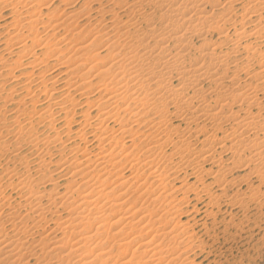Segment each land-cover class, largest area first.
Wrapping results in <instances>:
<instances>
[{
  "label": "bare ground",
  "instance_id": "6f19581e",
  "mask_svg": "<svg viewBox=\"0 0 264 264\" xmlns=\"http://www.w3.org/2000/svg\"><path fill=\"white\" fill-rule=\"evenodd\" d=\"M46 1L47 0H42L41 2L44 4V2H46ZM63 1H65V2H62V1L61 2L64 3V5L65 4L67 5L68 2L66 0H63ZM236 1H238V0H236ZM236 1L224 0V2L220 5L221 2H219L217 0H121V2L119 4H117V3L113 4L112 3V6L109 8L102 7L101 5H99L100 2H98V6L94 10L95 11L94 16L97 19L96 22H98V20H100L102 23L104 22V24L103 25L99 24L101 26V28H99V27L95 28L94 27L91 30L92 34H91V32H90V34L92 35V38H93V39L91 38L92 42L87 41L89 39V37H88V39L84 38L85 40H83V35H82L81 40H83L85 42L87 41L88 43H90L89 45H86L85 43L81 42L85 45H82L80 47H78V45L75 46L76 48H78L76 53L79 54V52H81V54H82V55L79 54L80 60H81V57H84V56H85V59L89 58L88 60H90L89 66L87 64V67H88L86 69L87 71H84L82 73V70L85 69L84 67H86V64L84 63L83 60H81V61H83V63L80 62L79 60H76V61H78L77 63L73 62L72 64H70L69 62L72 59H70V60L67 59L68 64H70V65H68V64L64 65L65 63L60 64L61 67L59 68V70H60L59 73L67 70L66 71L67 75H65V74L64 75H65V77L70 76V77H68V81H65L63 79L65 82L66 89H64L65 88L64 85L61 86V87H64L62 91H60L61 89L59 90L58 88H56L57 84L59 83V81H57V79H55V80L52 79L51 80L52 82L49 81V82H51V83H49L50 85L49 84L46 85V83H48V79L46 80L44 78L46 75L43 77V76H41V75H43V73L42 74L39 73L40 71H43V70H40L39 72H37L36 75H38V73H39V74H41L40 76H36L32 72L29 74L27 73V75L25 73V75H26L25 76L23 73V75L25 76L24 78L27 80V83H25V85L21 86V87H24V89H22L19 86L21 80L24 78H19L17 76L12 77L13 73L11 75L10 74L7 75L8 76L7 78H9V76H10L12 78L11 79L12 82H14V85L12 86V88L13 87L15 88V86H18V88L16 90L14 89L15 91H13V90H10V91H12L13 93L16 92L15 94H17V92L19 93L21 91H24V93L26 95L23 94L24 97H21V99L19 101L17 100L18 102H16V103L20 104L22 107H19L20 105L18 106L19 108L17 106H15L18 109H16L14 107L15 109H12V111L15 110V112L11 111L13 113L12 121L10 120L11 123H9V125L8 124L5 125V128H6L5 131L6 132L5 131L4 132H5V134L7 133L6 136L13 135L12 137H14V139L15 138L17 139L19 136L18 137H15V136H17L18 133H23L24 132L23 130L24 129L26 130V128L28 129L29 126H31L30 128H32L33 125L30 122L31 118L30 119L28 118L30 116H32L33 119L35 117H37V119H38L37 121H39V120L47 121L48 119H50V121L52 123L53 122L52 117L54 116V114L57 113V114H59L58 117L64 115V120H66L67 117H70L72 115V112H74L73 110H75L74 108H76L75 107L76 106V101H75L76 97L73 98L74 97L73 94L75 95V93H77V92H80L79 94H81V96L85 98L84 104L86 105V107L89 106L90 104L91 105L89 107H91L92 102L88 97V93L90 92V90L92 92V86H88V82H85V79L87 80L88 75L90 74L91 71H96L89 78L93 79V80L96 79L100 83L99 84L100 87H99V89H96L95 93L97 95L98 94L101 95L102 99H100L101 102H99V104L95 105L96 107H94V108L97 109L96 111H99V110H102V111L95 119L93 118L94 121L92 123H91L92 120L90 119L91 121H89V118L86 115H83L81 117L82 118L81 122L85 126L86 125L90 126L91 124L96 126V129H95L96 131H94V129H92V130L94 132H96V135H94V136H96L95 138L99 142L98 146H100L101 144H105V146H108L114 150L122 144V143L120 144L121 140H119L121 138L122 134L120 136L119 135L120 133H118L120 138L119 137H118L119 139L115 138L113 136V134H115L114 129H110L109 126L107 125V123L112 121V120H117L118 122L117 121L116 122L119 125H123L124 128L121 129L122 130L121 132L125 133L126 131L124 132L123 130H127L125 128L129 127L131 124L137 125L138 123L139 124L142 123L141 121L144 120L143 122H145L146 126H148L147 123L148 124L154 123L156 117H158V119H159V120H157V121H159L158 126L156 125L157 129L155 131H153V129H151L152 132H150V130H149L148 131V132H150L149 134H147L148 133L147 129H146L147 127H145V125L143 123V126L146 129V131L143 129L144 132H146V135H144V145H143L144 148H146V153H145L146 156H145L144 160L143 159H141L142 161H140V159L134 160L133 165L130 164V166L132 165L131 170L133 169L134 171H137L136 174L134 172L135 175L130 174L131 176L134 175L132 178L133 180H135V181L142 180L143 179L142 175L147 172L148 173L147 178H150V180L152 181V184H151L152 186H153V182H156V184L160 183L163 186L165 183H167V184L169 183V182H167V180L170 177L173 176L172 178H176L174 176H177V177L182 176V178L186 181L183 183H185V184L187 183L189 186L190 185L189 180H193V182H196V184L197 183L198 184L201 183V185L203 184L204 186L201 187L202 190L207 191L213 185L211 186L210 185L211 183H210L209 185L211 187L208 189V185H205L204 184L205 182H203V180H204L203 177L204 176H211V178H212L211 182L219 187V189L217 188V190L219 191L220 194L215 195L216 194L215 193L214 194L215 196L212 197L216 202L220 199L221 196L224 195L225 192H227L226 186L228 185V182H226V180H225V174L232 171L233 169H236V170L238 169V171H239V169L241 170V168H242L243 171L247 170V174L249 175V177H251V176L254 178L257 177V178H259V180H262L263 178L262 179H260V178L262 176H264L263 175V171H264V95H263V93H264V87H263V85H264L263 84L264 83V53L262 54L261 50L257 49L258 46L256 48L255 47L254 48H251V47L248 48V46L247 47L245 45L242 46V44L240 42L245 37L254 38V39L258 38V40H260L262 42L261 46L264 47V16H263L264 15V0H244L245 3L249 2V7L247 6L248 9H246L243 14L241 13L242 15L241 14L239 15L240 21H248L249 24L255 23L254 25L251 24V25H253L254 29H253L252 33L246 35L245 30H241L240 28L234 29L233 27H231L235 30L234 32H235L236 40H235V37H234V39L230 40V35L227 32L228 28H226V25L231 22L232 15L234 17L236 16L237 12L235 13L234 12L235 9L233 8L234 7L233 5L235 4ZM34 2L32 1V3H34ZM41 2H37V3H39L38 8L40 7V5H42V4H40ZM233 2H234V4L232 5ZM14 3H16V2H14ZM22 3H24V4L26 3L28 5H29V3L32 4L30 2V0H20V2L17 3V5L19 6ZM37 3H35V4L37 5ZM85 3H84V5H85ZM93 3L96 4L97 1L89 0V3L86 4V7L84 8V13L81 12L82 15H84V16L86 15L87 19L88 18L92 19L91 15H89V14H91L90 12L93 11L91 9V4H93ZM48 4H50V3H48ZM48 4H46V5H48ZM219 5L221 8V10L218 9L221 11L220 15L215 14L213 11V9L216 7L218 8ZM247 5H248V3H247ZM118 7H119V9H118ZM206 7H212V11L211 12L209 11L210 13L207 12ZM46 8L49 9V7H46ZM67 10H68V8H67ZM148 10H153L152 14H151V11H150V13H146ZM214 10H217V9H214ZM36 12L39 15V13H38L39 11H36ZM36 12L34 13V15L36 14ZM72 12H74V11H72ZM72 12H70V13L72 14ZM158 12H160L159 14L161 17V18L160 17L158 18V21H160L163 24V26L160 30L159 29L157 30L156 29L157 27L155 28V26H154V18L157 17L156 15ZM28 13H29V15L31 14V12H28ZM51 13H50L51 16L57 15L56 13H55L56 15L51 14ZM34 15H33V18H34ZM64 15H65V13H64ZM217 15H219V16H217ZM30 16L32 17V15H30ZM54 16H53V18H54ZM94 16H93V19L95 18ZM17 17H18V15H17ZM38 17H36V18H38ZM50 17H48V18H50ZM57 17L61 18L62 20H64V19L68 20L72 17V15L68 19L65 18L64 16H63L64 18H62V17H60V15L59 16L57 15L54 19H56ZM73 17H75V14L73 15ZM28 18L29 17H27L26 19H28ZM53 18L51 20H53ZM59 18H57V19H59ZM23 19H24V21H26L25 18H22L21 20H23ZM31 19H29V20H31ZM35 20L36 19H34V21ZM66 20H64V22H66ZM110 20L112 22L110 24H108V22ZM233 20H234V18H233ZM254 20H256V21H254ZM34 21H32V22H34ZM105 21H107V23ZM64 22H59L61 24L60 26H63L62 24ZM220 22H221V24H219ZM237 22H239V21H237ZM18 23H20V19L18 20L17 24ZM161 23H160V25H161ZM14 24H16V22ZM14 24H12V25H14ZM25 24H26V22H25ZM18 25H20V24H18ZM26 25H28V23ZM29 25H31V23ZM33 25H31L32 29H34ZM236 25H238V23ZM55 26H56V24L53 25L54 29L57 27H60L58 25L56 27ZM25 27H26V30H28V31L31 30V28L27 29V26H25ZM67 27H69V24L67 26H65L66 30L64 28H62V30L67 31ZM35 29H36V27H35ZM54 29H52V30H54ZM70 30L71 29L69 27V31ZM212 30L213 31L216 30L215 32H218V34H217L218 37H217V40L215 41V43L209 41L208 36H207V34L210 31L212 32ZM85 31H87V30H85ZM72 32L73 31H71V33ZM82 33H83V31H82ZM74 36H75V34H74ZM76 36H80V33H78V35H76ZM52 37H54V35H52ZM85 37H87V36H85ZM61 38H62V36H61ZM77 38H78L77 41H79V44H81L80 38L79 37H77ZM194 38L201 41V44H200L201 47L199 46V49H198V46H197L196 47L197 50L194 49L193 45H191V42ZM65 39H67V38H65ZM65 39H63V41ZM68 39H70V38L68 37ZM74 39H71V41L72 42L74 41V44H75L77 42H75L76 40H74ZM16 40H18V39H16ZM16 40H11V41H16ZM31 40H33V42L31 41L32 44L37 42V43H35V45H39V43L42 42L43 38L41 39V41L39 43L37 40L35 42H34V39H31ZM60 40H58V41H60ZM97 41L100 43H104V44L106 43L105 47H104V44L102 45L107 52V53L105 52L104 56H101L99 53H95L94 55L90 56V54L92 53L91 52L92 46L94 44L96 45V43H98ZM230 42H231V44L229 45L228 43H230ZM7 43H8V41H7ZM18 43H19V40H18ZM20 43H22V42H20ZM65 43H67V42H65ZM69 44H70V42H69ZM227 44L229 45V47H227V49L225 48L227 52L219 51V49L222 48V46L224 47V45H227ZM48 45H49V43H47V46ZM57 45H59V44H56L54 46H57ZM44 46H43V48L47 47L46 44H44ZM36 47H38V46H36ZM60 47L62 48V46H60ZM53 49H55V48H53ZM58 49H59V47H58ZM241 49H243L242 51L245 50L247 52V54H248L247 58L250 59V61L251 60H257V63H256L257 69L252 70L250 67H248V65L242 66L241 64L237 63V57H238L237 55ZM75 50L76 49H74V51ZM102 50H103V48H102ZM53 51H51V53L49 51L46 53V55L49 54V55H47V56H49L48 58H51V56L53 54H54L53 56H55V53L59 50H57L55 53H52ZM6 53L8 55V52H6ZM72 53H71V56H72ZM76 53H75V55H76ZM10 54L11 53H9V55ZM57 54H58V52H57ZM57 54H56V56L60 55V53L58 55ZM43 55H42V57H44L46 59L47 56L45 57V53ZM77 55H76V57L73 56V58L79 59L78 58L79 55L78 56ZM71 56H70V58H71ZM21 58H22V56H21ZM24 58H25V56H24ZM54 58H56V57H54ZM244 58H245V56H244ZM1 60L2 59H0V61ZM2 61H4V60H2ZM15 61H17V60H15ZM73 61H74V59H73ZM20 62H17L13 65H6L7 66L6 68L11 71L10 68L11 67L13 68V66H15L16 68H20V70L22 72H26L28 70V68H22L23 65L18 64ZM248 62H246V63H248ZM44 63H46V61ZM37 64L41 65V64H43V62H40V63L38 62ZM34 65H33V67H34ZM44 66L45 65H43V67ZM51 71H53V70H51ZM49 73H51V72H49ZM63 73H65V72H63ZM63 73H62V76H63ZM6 74H7V72H6ZM56 75L57 74H55V76ZM241 75H245V76H247L248 80H250V81L254 80L258 83L255 85H252L251 83H248L247 85L239 84L238 81L240 80L239 77ZM50 76H49V80L51 78ZM86 76H87V78H86ZM1 77L3 79L2 75H1ZM91 77H93V78H91ZM52 78H54V75L52 76ZM226 79H229V80L226 81ZM245 79H246V77H245ZM4 80H5V78H4ZM61 80H60V82H61ZM93 80H90V81H93ZM173 80H176V84H175L176 86L172 85ZM7 81H5V82H7ZM79 81H81V83H78ZM87 81H89V80H87ZM98 82H97V84H98ZM1 83H3V82H1ZM77 84H80V85L77 86ZM86 84H87V86H86ZM97 84H96V87H98ZM29 85L35 86L37 88V90L39 89V87H41L42 90H40V91H42L41 92L42 95H44V93L46 94V89H47V86L49 85L48 89L51 88L52 90H54L56 92L52 93V91L49 90L52 94L48 93L49 96L48 95H46V96L49 97V100L53 99V97H55V96H58L57 98H60V100H61L60 103H58V104L55 103L56 106L58 105V107L55 108V110H53V111L51 109H50L51 111L50 110L49 111L44 110L45 112L42 110L43 113L40 111L41 114L39 113V114H37V116L34 114L37 111L32 112L33 113L32 115L31 114L28 115L27 111H29V109H30V111H33V110H31V108L34 107V103H36V101H37V100H35V102L28 104V102L30 100H29V98H27V94L29 95V93L32 91V89L30 90V88H32V86L29 87ZM233 85H235V86H233ZM205 87H206V89H205ZM43 90L45 92H43ZM8 91H9V89H8ZM1 92H3V90H1ZM13 95L11 96V93L9 92V94L7 96L4 94L3 97H7V99L8 98L11 99L10 101L11 102L13 101L12 103H14L16 101V98L18 99L19 96L16 95L17 97H13ZM93 95H95V94H93ZM93 95L92 94L90 95V93H89V96H93ZM10 96L13 98H11ZM82 97H80V98H82ZM1 99H3V98H1ZM31 99H33V98H31ZM49 100H47V101H49ZM2 101L4 102L5 99ZM51 101H53V100H51ZM58 101L59 100H57V102ZM94 101H93V103H94ZM6 103H7V100H6ZM43 103H45V102H43ZM46 104H48V103H46ZM55 104L53 106H55ZM81 104H82L81 106L84 105L83 103H81ZM36 105H38V104H36ZM233 105H237L239 107L238 110L233 111V108H232ZM4 106H6V105L4 104ZM8 106H9V104H8ZM45 106H46V108L45 107L44 108L48 109V105H45ZM53 106H52V109H53ZM2 108H3V106L1 107V109ZM7 110H8V108H7ZM6 113L7 112L5 111L4 114H6ZM9 113L10 112H8V114ZM2 114H0V115H2ZM57 114H56V116H57ZM86 114H88V112H86ZM78 115L81 116L82 114H78ZM121 115H123V116L127 115L128 116V119L123 124H122L123 117L120 119ZM72 116L74 117V115H72ZM72 116L70 118H72ZM58 117H56V118H58ZM2 118L4 119V116H2ZM70 118H69V122L74 119L73 118L70 120ZM172 119H175V120L177 119L178 121L180 120L184 124L183 128H176L175 126H177V125L173 126L171 122L174 120H172ZM59 120L61 121V119H59ZM59 120H58V122H59ZM4 122L5 121H3V123ZM56 122H57V119H56ZM56 122H53V123H56ZM113 122H115V121H113ZM0 123H1V121H0ZM51 123H49V124H51ZM53 123H52V125H53ZM65 123H66V121H65ZM68 123H67V125H68ZM33 124H34V122H33ZM73 124H75V123H73ZM82 125H81V127H83ZM140 125H142V124H140ZM62 126L65 127V124L62 125V123H61V128H62ZM91 126H90V128H91ZM138 126L139 125H137L136 127L140 128ZM149 126H148V128H149ZM81 127H79L78 129L80 130ZM178 127H180V126L178 125ZM5 128L2 127V129H5ZM61 128H59V129L61 130ZM70 128H72V127H70ZM87 128H89V127H87ZM132 128L134 129V127H132ZM2 129L0 128V130H2ZM29 129H28V131H29ZM66 129L67 130L65 131V133L67 131L69 132L68 128H66ZM131 129H129V131ZM33 130L35 131V129H33ZM84 130H82V133L84 132ZM57 131H58V128H57ZM93 131L91 132L92 134H93ZM129 131H128V133H129ZM134 131H133V133H134ZM31 132L32 131L30 130V133ZM71 132H73V131H71ZM71 132H69V133H71ZM74 132H76V131H74ZM130 133H132V132H130ZM60 134H59V137L62 135V134L61 135ZM80 134H81V131H80ZM116 134H117V132H116ZM139 134H140V131H139ZM142 134L143 133H141V135ZM130 135H132V134H130ZM141 135H139V136L141 137ZM2 136H4V134H3V132H0V138ZM63 136H64V133H63ZM132 136L135 137V135H132ZM12 137H11V139H13ZM53 137L55 138V136H53ZM53 137H51V138L53 139ZM59 137H58V139H59ZM86 137H87V135H86ZM140 137H138V138H140ZM8 138H9V136H8ZM25 138H27V137H25ZM46 138H45V140H46ZM72 138H75V136ZM200 138H202V139L200 140ZM31 139L32 138H30V140ZM78 139H77L78 144H80L81 142H79V141L81 139L83 141V138L79 137ZM132 139H134V138H132ZM20 140H21V138H20ZM28 140H27V142H28ZM38 140H40V139H38ZM65 140H67V138ZM72 140H75V139H72ZM93 140H95V139H93ZM42 141H40V142H42ZM55 141L58 142V140H55ZM85 141H86V139H84L83 142H85ZM97 141H96V143H97ZM142 141H143V138H142ZM1 142H0V144H1L0 145V158L2 156L4 157V155L7 157L8 152L6 154V149L4 150V148H7L6 147L7 146L6 145L7 140L2 142V143ZM9 142H10V140H9ZM40 142H38V143H40ZM93 142H95V141H93ZM131 142H130V144H131ZM21 143H23V141H21ZM66 143H69V142H66ZM123 143H124V141H123ZM227 143H229L228 148H226ZM29 144H28V147H26L27 145L25 146L26 149H23L24 151H22V152L20 151L21 148L18 147L17 140H15L14 145L8 146V148L12 150V154L10 153L11 154L10 156H12L11 161H14V164L15 163L19 164V167H22V169L23 170L25 169L26 171L24 170V174H22V176H20L21 178H16V181H15L16 184H12L14 186L12 188V190H15L18 194H20L19 199H21V200H19V202L17 203L18 209L14 211L11 208V212H9V213H8V211H6V209H5V211L4 210L2 211L1 209H3L6 205V203H5L6 199L8 200L9 197L6 196L7 198L4 199L3 201H1L3 203H2V206L0 207V211H1L0 212V264H90L88 261L89 259L87 258V254H89V252L87 254H86V252L89 250V247H88L89 242L95 240L93 236L89 235L90 229H92L91 225L94 223H98L97 225L100 224L99 226H96L97 228L95 229L98 232L99 230L102 231V228L104 229L105 227H108V229H110L111 226L114 227V225H117L119 223H123L124 221H127V220H129V221L124 223L123 224L124 226L122 225V227L127 228V230L130 232V233H127V235L128 234L132 235L135 232L134 233L135 235H133L134 237L133 236L130 237V238H132L131 240L134 242V241H137L138 239H140L142 237H145V239L141 240L144 242H141L140 244H138V246L136 248L131 250V249H129L130 247H127L128 246L127 244L132 243V241L129 239L130 241L126 242L128 237H125L123 239L121 238L122 240H124L123 241L124 243H121L119 245H120V247L121 246H125V247H123V249L120 251V256L122 255L123 257L119 260V264H148L147 263L148 261H150L149 263H151V264H161L162 262H164L165 264H185L186 263L185 260L180 261L179 259L183 254H185V251L187 250V247H188V246H185V243H186V240H188V238L191 235L189 236V228L187 227V224H184L185 222L182 223L179 220L180 219L179 217L177 218L178 220L176 219L177 221L172 222L173 219L176 218L178 214H180V215L182 214V213H179V210L182 207V205L180 204L179 206H177V205H174L172 203L173 201H168L167 199H170V197H171V196L170 197L168 196V193L166 194L165 198L164 197L161 198L160 195L155 194L154 196H158V197H156V198L154 197L152 199H153V201H155L154 203L157 202L158 204H160V206L158 205L159 208L157 207L158 210H156V211L148 210L149 208L147 209V207H148L147 206L146 207V209L148 210L147 211L144 208L146 205L145 206H139V204L137 203V201L139 200L138 196H136V197H138L137 198L138 200L136 199L137 201L135 200L132 202V200L134 198H132V200L130 198V199H126L125 201H123L126 197V193L124 191L126 189H124V190L122 189L124 191L125 196H124V194H119V196L118 195L114 196L115 193L113 191L115 189H117L118 187L115 186L116 188L112 190L113 185H110L111 182H109V180H108V182L105 181L108 178H106L104 180V182H103L104 184L100 183L101 184L100 188H97V187H99V184H98L96 187H94V185H93L94 188L91 189L92 185L91 186H90V184L87 185L89 178L87 181L84 180L86 183H84L82 181L83 182V184H82V182H79V180L76 181L75 180L76 178L73 176L76 174L75 175L76 177L78 175L81 178L83 177V179H85L88 176L89 173L88 172L85 173V171L87 169L89 170V167L91 165L90 163L93 161L92 160L90 163L87 161L88 157L91 155H89L87 158L84 157L86 159H84V161H82V162L80 160L77 165L75 164L76 166H74V164L73 165H67L68 163L66 164L64 162L71 169L74 166V168L76 170L73 172V174L70 173V175L72 174L71 177L68 176L69 178H67V179L63 178L62 181L55 182L57 180L54 181V178H50V176H51L50 173H52L53 171L50 173L47 171L49 176H47L48 174L46 175L45 173L42 172L45 170L44 168L47 169V167H45L46 164H45V161L43 160L44 157L42 159L41 154H40V157L38 155L35 157L33 155V152L29 151L30 153L28 155H26V156L23 155L27 151V149H29V148L35 149V147L37 146V142L35 140L31 141L30 146H29ZM78 144H76V145L74 144V145L77 146ZM54 145H57V144H54ZM67 145H69V144H67ZM16 146H17V148H16ZM75 146H73V147L76 149L77 147H75ZM133 146L136 147V145H133ZM120 147H122V145ZM123 147H126V146H123ZM41 148H44V147L41 146ZM46 148L47 147H45V149ZM70 148H72V147H70ZM101 148H102V145H101ZM110 148H109V152L111 150ZM144 148L140 147V149H144ZM34 149L32 151H34ZM67 149H69V148H67ZM83 149L81 150L82 152H84ZM130 149H131V147H130ZM216 149H219L220 151L228 150L230 152V154H232V158L234 160H232V158H231V162L229 161L230 163H224L225 161L223 162L222 157H220V156L218 157V155H221V154H219L221 152H219L217 154ZM40 150L41 149H39L38 151L40 152ZM65 150H64V152H65ZM135 150L138 153L137 148ZM35 151H37V150H35ZM81 151H79V152H81ZM103 151H105V149H103ZM103 151L101 153L98 152V153H100L99 155H97V156L95 155L96 156V159L94 160L95 163H94V165H92V167H95L96 170H98V172L100 174V175L99 174H97V175L100 177L101 176L108 177L114 173L116 176L115 177L113 175L114 179L115 178L117 180L120 178L122 180L126 179V178H122V176L119 173L120 170L122 169V168H120L122 163L120 165V164H118V162L115 161V159L118 157V154H114L112 152L114 155L112 153L109 155L108 154L103 155ZM130 151H132V150H130ZM136 151L133 152V154L136 153ZM143 151H145V150H142V152ZM72 152L70 151L69 153H72ZM165 152H167L170 159L165 160V158H164V161L163 160H162V162L160 161L161 163L155 162L154 159L156 157L154 159H153V157L155 155L159 156L161 154L165 157V155L163 154ZM106 153H107V151H106ZM76 154H77V152L75 153V155ZM79 154L80 153H78V155ZM131 154H132V152H131ZM145 154H143V155H145ZM32 155L34 156V158ZM84 155L85 154H83V156ZM162 155H161V157H162ZM31 156H32V158H31ZM92 156H94V155H92ZM124 156H122V157H124ZM129 156H131V155H129ZM159 157H158V160L163 159V157L160 159H159ZM167 157L168 156L166 155V158ZM73 158H75V156ZM81 158H82V155H81ZM126 158H127V156H126ZM129 159L131 160L132 158H129ZM68 161H70V160H68ZM73 161H75V160H73ZM118 161H119V159H118ZM156 161H157V159H156ZM61 162L62 161H60V163ZM33 163L36 164L39 168H40V166H41V168H42V166H44L43 167L44 170H40L41 168L37 170L36 169V168H38L37 166H36V168H35L36 170H35L32 166V165H34ZM46 163H48V162H46ZM4 164L6 165V163H4ZM30 164H32V165L30 166ZM123 164H124V162H123ZM51 165H52V163H51ZM66 165H64L63 167H65ZM204 165H207V166L209 165L211 167V168H209L210 171H208L207 169H204V167H203ZM29 166L31 167V169L33 168L35 170V172H34L35 176H33V175H31V173H29V169H30ZM129 167H128V169H129ZM95 168H92V169L94 170ZM109 168L111 171L108 170ZM212 168H215L216 170L213 171ZM6 169L9 170L8 168H6ZM60 169H64V168H60ZM73 169H72V171H73ZM141 170H143V172ZM64 171H66V170H64ZM205 171H207L209 173H206ZM61 172L63 173V175L66 174V172L65 173L63 172V170ZM138 172H141V174H139ZM56 173H58V170H56ZM67 174H69V173H67ZM67 174H66V176L65 175L64 176L67 177ZM89 175H91V174H89ZM94 175H95V173H94ZM145 175H147V174H145ZM13 176H17V175L15 174ZM32 176L34 177V179L31 178ZM98 176H96V177H98ZM52 177H53V175H52ZM72 177H74L75 179L73 180ZM88 177H90V176H88ZM56 178H60V177H56ZM127 179H128V177H127ZM145 179H146V177H145ZM180 179L181 178H179L178 180L181 181L182 179L181 180ZM99 180L101 181V179H99ZM128 180H126V181H128ZM150 180L148 179V182H150ZM173 180H172L171 184H173L174 181L177 183V180H174V181ZM90 181L92 182V180H89V182ZM126 181L123 180V182H119V181L118 182L120 183L121 187H124L125 184L127 185V183L129 182L128 181L126 183ZM143 181H145V180H143ZM262 181H264V179ZM95 182H92V183H95ZM146 182H147V180H146ZM114 183H116V181ZM44 184H45V186H42ZM140 184H143V183H140ZM120 185H118L119 190H121ZM145 185H143V186H145ZM148 185H149V183H148ZM157 185H159V184H157ZM110 186H112L111 189H109ZM193 186H196V185H193ZM233 186H235V185H233ZM139 187L140 186H138V188ZM146 187H144V189ZM172 187L170 186V188H172ZM50 188H53V189L51 191H49ZM156 188H159V186ZM156 188H154V189H156ZM162 188L164 189V187H162ZM176 188H173L172 190L175 191ZM178 188H181V187L178 186ZM185 188L182 187L183 190H185ZM108 189L111 190L114 194H111L112 192L111 193L107 192ZM141 189H143V187ZM199 189L200 188H198V190ZM146 190H149V189H146ZM146 190L145 191L143 190L144 192L140 191L139 193L141 194V193L146 192V194H148L149 196L153 195L152 190L150 191L151 193L146 191ZM159 190H160V188H159ZM162 190H160V191H162ZM177 190H179V189H177ZM189 190H191V189L189 188ZM211 190L212 189H210V192H211ZM62 191L64 193H62ZM132 191L134 192L133 189H132ZM136 191H137V189H136ZM157 191H158V189H157ZM179 191H178V193H179ZM153 192H154V190H153ZM172 192L170 191V195ZM184 192H186V190ZM184 192H182L181 194H183ZM197 192L198 191H196V193ZM44 193L48 194L47 195L48 199L51 200L53 197H54V199H52V202H50L51 204L47 203L49 206L47 205L45 207L46 203H44L41 205V206L44 205V207H41L39 203L43 199L45 200V198L47 197L46 194H44ZM160 193H158V194H160ZM178 193H176V195ZM206 193H204V195ZM8 194L10 195V193H8ZM14 195H16V194H14ZM148 195L146 196L147 198H148ZM163 195H165V194H162V196ZM174 195H173V198H174ZM253 195H254V192L250 196V198L253 197L251 199L253 201H256V199L254 198L255 195L254 196ZM142 196H141L142 198H146L143 194H142ZM167 196L169 198H167ZM209 196H212V194L211 195L209 194ZM239 196L240 195L237 194L235 197L236 199L233 201L235 203H237L236 205H239L241 207L243 205V199L245 197H243V199H242V197H241V199H237ZM18 197H19V195H18ZM61 198L65 199L64 203H62L63 200ZM93 198H95L94 200H97V202L101 201V203H102L104 201L103 203L106 205H108V203H113V204H109L110 205L109 207L103 208L102 206L100 207L99 204H98L99 205V207H98L97 202L95 201L97 207L94 206L93 209L89 210L90 203H91L90 199H93ZM180 198L178 199V201H180ZM184 199H183V201L185 202ZM46 200H47V198H46ZM60 200H61L62 206L59 205L58 207H60V208H57V207L55 208V206L57 205L56 201L59 202ZM120 200L123 202H119ZM170 200H172V197ZM208 200L212 203V201H211L212 199L211 200L208 199ZM91 201H93V200H91ZM143 201L145 202V200H143ZM143 201L141 203H144ZM150 201L151 200H149V202ZM215 201H213V202H215ZM164 202H168V203H166L168 208H166L164 206ZM234 202H233V204H234ZM34 203H35V205L36 204L37 205L34 206ZM151 203H152V201H151ZM154 203H152V204H154ZM171 203L173 204V206H171L172 205ZM174 203H176V202H174ZM8 204H9V202H8ZM94 204L95 203H93V205ZM146 204H148V203H146ZM74 205H75V207H73ZM125 205H127L129 207L127 208V206H126V208H125ZM141 205H144V204H141ZM123 206L125 209L123 208ZM153 206H152V208H153ZM70 207H72L71 208L72 210L70 209L68 212L66 210L65 215L69 214V218L71 216L72 219L67 218V220H65V221L73 222L74 221L73 219L78 214L77 212L75 213V211L80 210V208H81V210L83 208V212H85V210H86V214L89 212L87 214V216L84 219H82V220H84L83 221L84 223L81 224L83 227L86 225V227H87L86 231L83 230V228H82V230L85 231L86 235L88 234L89 236L87 235L88 237H85V238L83 237L81 239H79V237H78V240L76 239L75 242L70 243L69 245L67 244V242L69 241L68 238H70L73 234L75 235L74 230L77 229L79 231V229H80L79 227H82V226L77 225L79 223H78V221L76 223V220H75L76 225H75V223L73 224V225H75L74 227H73V225H70V227H68L69 223L67 222L68 226H66L62 229V230L68 229L66 231L64 230L65 232H63L64 237H67L68 241L67 240L61 241L60 239H57L58 237L56 238L54 235H53V237L50 236V231L53 230V228L52 229L48 228L49 234H47V232H45L46 233V236H45L42 229H44L43 227L46 225L45 220H46L47 214L52 213V209H55L54 210L55 212H59L60 210L61 211L63 210L62 208H64V210H65V209L70 208ZM91 207H93V206H91ZM136 207H138V208L136 209ZM6 208H7V206H6ZM122 208H123V210H122ZM8 209H9V207H8ZM105 209H107V210L109 209L110 212H112L110 216L106 215L107 213L105 212ZM154 210H155V208H154ZM160 210L162 212H160ZM120 211H123V213L119 214L117 216L118 218H115V222L110 224L109 221H107V219L109 217H113L114 215H116L117 212L119 213ZM62 212H64V211H62ZM110 212H109V214H110ZM159 212H160V214H159ZM58 214H56L58 216V218L57 217H55V218L59 219V220H57L56 222H54L55 220L51 221V222L54 223L55 227L61 228V226L63 224L65 225L66 222L65 223L63 222V224H61L62 222L61 223H58V222L61 221L60 220L61 218L65 219V217H62L61 215L59 216ZM125 214H127L128 216ZM79 215H80V212H79ZM81 215L84 216L83 214H81ZM125 216H127V217H125ZM50 217H52V216H50ZM79 217H81V216H79ZM133 221H135V222H133ZM42 222L45 223L43 227H41L39 225ZM47 222H49V220ZM29 224H31V225H29ZM47 225H49V224H47ZM7 227H10V229ZM123 228H121V229H123ZM45 229H46V227H45ZM48 229H47V231H48ZM80 232H77V233L80 234ZM85 232L84 233L81 232V233L85 234ZM97 232L95 231V233H97ZM55 233H58V232H55ZM59 233H62V231H60ZM77 233H76V235H78ZM63 234H61V235H63ZM117 234H118V232H117ZM55 235H57V234H55ZM83 236H85V235H83ZM97 236H99V235L97 234ZM37 238H39L38 241L36 240ZM96 239H98V238H96ZM35 240L37 241V243H35ZM98 241H99V239H98ZM94 242L95 241H93L92 244L94 245L95 248H98V243L97 242L94 243ZM90 246H91V244H90ZM95 248H93V249H95ZM118 248H119V246H118ZM98 250H99V248H98ZM92 252H93V250H92ZM41 256H43L42 259H41ZM144 257H146V259H145L146 261L142 262L141 260H144L143 259ZM154 257H157V259ZM162 257H164V258H162ZM158 258H159V260H158ZM159 262H161V263H159ZM102 263H104V262H102ZM164 263H162V264H164ZM189 263H191V262H189ZM91 264H92V262H91Z\"/></svg>",
  "mask_w": 264,
  "mask_h": 264
},
{
  "label": "rangeland",
  "instance_id": "374dc122",
  "mask_svg": "<svg viewBox=\"0 0 264 264\" xmlns=\"http://www.w3.org/2000/svg\"><path fill=\"white\" fill-rule=\"evenodd\" d=\"M9 1V2H8ZM32 1L34 2L35 0H30V2L32 3ZM42 0H36L34 3H32V4H30L29 3V5L28 4H24V3H22V4H20L19 6L17 5V3H19L20 2V0H0V59H2V60H4V61H0V77H1V75L3 76V79H2V77L0 78V114H2V115H0V121H1V123H0V128L2 129V127L3 128H5V125L6 124H8L9 125V123H11V121H12V116H13V111L15 112V110H13L12 111V109H15L16 107L15 106H19L20 104H18V103H16V102H18L20 99H21V97H24V95H26L25 93H24V91H21V92H17V94H15V93H13L12 91H10V90H13V91H15L17 88H18V86H15V88L13 87L12 88V86L14 85V82H12V78L9 76V78H7L8 76L7 75H11L12 73V77H15V76H17V77H19V78H24L26 75H27V73L29 74V73H34V75H36L37 74V72H39L40 70H43V71H40L39 73H43V75H41V74H39L38 73V75H36V76H45L44 78L47 80L48 79V83H46V85L47 84H49V83H51L52 81V79L53 80H55V79H57V81H59V83L57 84V86H56V88H58L60 91H62L63 90V88L65 87V82H64V80L65 81H68V77H70V76H66L65 77V75H67L66 74V71L67 70H65V71H63V72H65V73H63V72H61V73H59L60 72V70H59V68L61 67L60 66V64H64V65H66V64H68V60L67 59H72V60H70V64H72L73 62L75 63H77L78 61H76V60H79L80 62H82L83 63V61H84V63L86 64V67H84L85 69H83L82 70V73L84 72V71H87L86 69L88 68L87 67V64H88V66H89V61L90 60H88V59H85V56L84 57H81V60H83V61H81L80 60V55H82L81 54V52H79V54L78 53H76V51H77V49L78 48H76L75 46L76 45H78V47H80V46H82V45H89L90 43H88V42H92V32H91V30L95 27V28H101V26L99 25V24H101V25H103L104 24V22L102 23L100 20H98V22H96V17L94 16L95 15V9L97 8V6H98V2H100V4L99 5H101L102 7H104V8H109V7H111L112 6V3L113 4H119L120 2H121V0H92V1H97V3L95 4V3H93V4H91V9L93 10V11H91L90 13L91 14H89V15H91V18L92 19H87V17H86V15L84 16V15H82V13H84V8L86 7V4H88L89 3V0H66L67 2V5L65 4L64 5V3H62V2H65V1H63V0H47L46 2H44V4L41 2ZM49 1V2H48ZM62 1V2H61ZM217 1H219V2H221L220 3V5L224 2V0H217ZM234 1H236V0H234ZM240 1V2H239ZM4 2V3H3ZM14 2H16V3H14ZM37 2H41L40 4H42V5H40V7L38 8V5H39V3H37ZM71 2V3H70ZM79 2V3H78ZM86 2V3H85ZM238 2V3H237ZM35 3H37V5L35 4ZM48 3H50V4H48ZM84 3H85V5H84ZM106 3V4H105ZM237 3V4H236ZM247 3H248V5H247ZM247 3H245V1L244 0H238V1H236L235 2V4H234V2L232 3V5L234 6L233 8L235 9V13H236V16L234 17L233 15H232V20H231V24L230 23H228L227 25H226V28H228L227 29V32L229 33V35H230V40L231 39H234V37H235V28L237 29V28H240L241 30H245L246 31V35H248V34H250V33H252V31H253V25L255 24V23H250L249 24V22L248 21H240V17H239V15L242 13H244V11L246 10V9H248L247 8V6L249 7V2H247ZM2 4V5H1ZM4 4V5H3ZM46 4H48V5H46ZM105 4V5H104ZM93 5V6H92ZM217 5V4H216ZM220 5H219V7L217 8H214V9H217V10H214L213 9V11H214V13L215 14H219L220 15V10H221V8H220ZM28 6V7H27ZM33 6V7H32ZM54 6V7H53ZM72 6V7H71ZM241 6V7H240ZM8 7V8H7ZM43 9H42V8ZM46 7H49V9L48 8H45ZM67 8H68V10H67ZM5 9V10H4ZM16 9V10H15ZM52 9V10H51ZM118 9H119V7H118ZM218 9H220V10H218ZM20 10V11H19ZM41 10V11H40ZM67 10V11H66ZM83 10V11H82ZM36 11H39L38 13H39V15L37 14V12H36V14L34 15V13ZM62 11V12H61ZM65 11V12H64ZM72 12V11H74V12H72V14L70 13V12ZM149 11V12H148ZM146 13H150V11H151V14H152V11L153 10H148ZM206 11L207 12H211L212 11V7H206ZM28 12H31V14L30 15H32V17L29 15V13ZM33 12V13H32ZM42 12V13H41ZM52 12V13H51ZM68 12V13H67ZM82 12V13H81ZM209 12V13H210ZM25 13V14H24ZM50 13L51 14H57L58 16L60 15V17H62V18H69L71 15H72V17H73V15L75 14V17H71L70 19H68V20H66V19H64V20H66V22H64V20H62L61 18H59V17H57V18H59V19H54L56 16H54V18H53V16H51L50 15ZM64 13H65V15H64ZM160 12H158L157 13V17L156 18H154V26H155V28L158 30H160L161 28H162V26H163V24L160 22V21H158V18L160 17V14H159ZM239 13V14H238ZM27 14V15H26ZM42 14V15H41ZM63 14V15H62ZM68 16H67V15ZM71 14V15H70ZM81 14V15H80ZM159 14V15H158ZM241 14V15H242ZM17 15H18V17H17ZM26 15V16H25ZM33 15H34V18H33ZM37 15V16H36ZM47 15V16H46ZM62 15V16H61ZM78 15V16H77ZM219 15H217V16H219ZM263 15V14H262ZM22 16V17H21ZM39 16V17H38ZM41 16V17H40ZM53 18V20H51L52 18ZM64 16V17H63ZM77 16V17H76ZM82 16V17H81ZM93 16L95 17L94 19H93ZM264 16V15H263ZM27 17H29L28 19H26ZM36 17H38V18H36ZM48 17H50V18H48ZM239 17V18H238ZM2 18V19H1ZM13 18V19H12ZM22 18H25L26 19V21H24V19L23 20H21ZM32 18V19H31ZM161 18V17H160ZM233 18H234V20H233ZM12 19V20H11ZM18 19H20V23H18V24H20V25H18L17 24V22H18V20L16 21V20ZM29 19H31V20H29ZM34 19H36L35 21H34ZM49 19V20H48ZM77 19V20H76ZM79 19V20H78ZM237 19V20H236ZM28 20V21H27ZM61 20V21H60ZM32 21H34V22H32ZM237 21H239V22H237ZM254 21H256V20H254ZM253 21V22H254ZM16 22V24H14ZM24 22V23H23ZM25 22H26V24L28 23V25H26L25 24ZM31 23V25H33V28L34 29H32V27H31V25H29L30 23ZM42 22V23H41ZM59 22H64L62 25L63 26H60L61 24L59 23ZM70 22V23H69ZM106 23H107V21H105ZM112 21L110 20L109 22H108V24H110ZM244 22V23H243ZM22 23V24H21ZM33 23V24H32ZM40 23V24H39ZM73 23V24H72ZM158 23V24H157ZM160 23H161V25H160ZM235 23V24H234ZM238 23V25H236ZM240 23V24H239ZM242 23V24H241ZM12 24H14V25H12ZM38 24V25H37ZM43 24V25H42ZM46 24V25H45ZM54 24H56V26L58 25V26H60V27H57V28H53V25ZM69 24V27H70V31H69V27H67V31H65L66 29H65V26H67ZM77 24V25H76ZM98 24V25H97ZM157 24V25H156ZM219 24H221V22L219 23ZM234 24V25H233ZM251 24H253V25H251ZM73 27H72V26ZM76 25V26H75ZM160 25V26H159ZM250 25V26H249ZM23 26V27H22ZM25 26H27V29H29V28H31V30L30 31H28V30H26V27ZM55 26V27H56ZM82 26V27H81ZM238 26V27H237ZM247 26V27H246ZM252 26V27H251ZM35 27H36V29H35ZM47 27V28H46ZM72 27V28H71ZM231 27H233V28H231ZM244 29H243V28ZM60 28V29H59ZM62 28H64L65 30H62ZM90 28V29H89ZM248 28V29H247ZM19 29V30H18ZM24 29V30H23ZM52 29H54V30H52ZM83 29V30H82ZM33 30V31H32ZM44 30V31H43ZM58 30V31H57ZM83 31V33H82V31ZM85 30H87V31H85ZM17 31V32H16ZM71 31H73L72 33H71ZM79 31V32H78ZM216 30H212V32L210 31L208 34H207V36H208V39H209V41H211V42H213V43H215V41L217 40V37H218V32H215ZM7 32V33H6ZM28 32V33H27ZM90 32H91V34H90ZM46 35H45V34ZM71 33V34H70ZM78 33H80V36H76V35H78ZM26 34V35H25ZM50 34V35H49ZM74 34H75V36H74ZM85 34V35H84ZM90 34V35H89ZM22 35V36H21ZM52 35H54V37H52ZM72 35V36H71ZM82 35H83V40H85L86 38L88 39V37H89V39L85 42V41H83V40H81L82 39ZM210 35V36H209ZM61 36H62V38H61ZM85 36H87V37H85ZM91 36V37H90ZM10 37V38H9ZM68 37L70 38V39H68ZM77 37H79L80 38V43L81 42H83V43H85V44H83V43H81V44H79V41H77ZM18 39L19 40V43H18V40H16V39ZM28 38V39H27ZM43 38V40H42V42H40L41 41V39ZM54 38V39H53ZM65 38H67V39H65ZM75 38V39H74ZM85 38V39H84ZM92 38V39H91ZM246 38V39H245ZM245 38H243L242 40H241V44H242V46H248V48L249 47H251V48H256L257 46L259 47H257V49L259 50H261V52H262V54L264 53V47L263 46H261L262 44V42L260 41V40H258V38L257 39H254V38H248V37H245ZM30 39V40H29ZM31 39H34V42L37 40L38 41V43H39V45H35V43H37V42H35V43H33L32 44V42H33V40H31ZM39 39V40H38ZM62 41H61V40ZM63 39H65L64 41H63ZM71 39H74V40H76L75 42H77V43H75L74 44V41L72 42L71 41ZM11 40H16V41H11ZM58 40H60V41H58ZM235 40H236V37H235ZM255 40V41H254ZM7 41H8V43H7ZM32 41V42H31ZM11 42V43H10ZM20 42H22V43H20ZM45 42V43H44ZM65 42H67V43H65ZM69 42H70V44H69ZM98 42V41H97ZM251 42V43H250ZM47 43H49V45L47 46ZM59 44V45H57L58 47H59V49H58V47L57 46H54V45H56V44ZM63 43V44H62ZM95 43V42H94ZM32 44V45H31ZM44 44H46V48H43V46H44ZM104 43H100V42H98V43H96V45L94 44L93 46H92V49H91V54H90V56H92V55H94L95 53H99L101 56H104L105 55V52H106V50L104 49V47L106 46V43L104 44V47L102 46ZM200 44H201V41L200 40H198V39H196V38H194L193 40H192V42H191V45H193L194 46V49H196L197 50V46H198V49H199V46H200ZM229 45L231 44V42L230 43H228ZM224 45V47L222 46V48H220L219 49V51H222V52H227L226 51V49H227V47H229V45ZM248 44V45H247ZM43 45V46H42ZM69 45V46H68ZM98 45V46H97ZM5 46V47H4ZM16 46V47H15ZM36 46H38V47H36ZM60 46H62V48L60 47ZM102 46V47H101ZM26 47V48H25ZM45 47V46H44ZM97 47V48H96ZM201 47V46H200ZM12 48V49H11ZM39 48V49H38ZM42 48V49H41ZM53 48H55V49H53ZM102 48H103V50H102ZM226 48V49H225ZM9 49V50H8ZM59 50V51H57V50ZM74 49H76L75 51H74ZM222 49V50H221ZM21 50V51H20ZM51 53V51H53L52 53H55L56 51L58 52V54L60 53V55H58L57 54V52L55 53V56H53L52 54V56H51V58H48L49 56H47V55H49V54H47L46 55V53L48 52V51ZM64 50V51H63ZM99 50V51H98ZM243 49H241L240 50V54L238 53V57H237V63H239V64H241L242 66H247L248 65V67H250L252 70H255V69H257V67H256V63H257V60H251L250 61V59H248L247 58V56H248V54H247V52L244 50V51H242ZM97 51V52H96ZM6 52H8V55H7V53ZM17 52V53H16ZM31 52V53H30ZM45 53V57H46V59L44 58V57H42V55ZM74 54H73V53ZM9 53H11L10 55H9ZM19 53V54H18ZM71 53H72V56H71ZM75 53H76V55L78 54L79 55V59H77V58H73V56L74 57H76V55H75ZM107 53V52H106ZM2 54V55H1ZM56 54L58 55V56H56ZM77 55V56H78ZM21 56H22V58H21ZM24 56H25V58H24ZM37 56V57H36ZM44 56V55H43ZM70 56H71V58H70ZM244 56H245V58H244ZM10 57V58H9ZM34 57V58H33ZM54 57H56V58H54ZM60 57V58H59ZM5 58V59H4ZM41 58V59H40ZM20 59V60H19ZM23 59V60H22ZM25 59V60H24ZM33 59V60H32ZM51 59V60H50ZM73 59H74V61H73ZM13 62H11V61ZM15 60H17V61H15ZM39 60V61H38ZM46 61V63H44L45 61ZM57 60V61H56ZM88 60V61H87ZM241 60V61H240ZM6 61V62H5ZM21 61V62H20ZM86 61V62H85ZM249 61V62H248ZM10 62V63H9ZM17 62H20V63H18L19 65H23V67L22 68H28V70L26 71V72H22L21 70H20V68H16L15 66H13V68L11 67L10 69H11V71L9 70V69H7L6 67V65H13V64H15V63H17ZM40 63V62H43V64H41V65H38L37 63ZM63 62V63H62ZM246 62H248V63H246ZM251 62V63H250ZM4 65H3V64ZM30 64V65H29ZM35 64V65H34ZM70 64H68V65H70ZM245 64V65H244ZM33 65H34V67H33ZM43 65H45L44 67H43ZM59 65V66H58ZM254 66V67H253ZM6 69H5V68ZM46 67V68H45ZM3 68V69H2ZM43 68V69H42ZM5 70V71H4ZM48 70V71H47ZM51 70H53V71H51ZM46 71V72H45ZM6 72H7V74H6ZM9 72V73H8ZM49 72H51V73H49ZM59 74H58V73ZM96 71H91L90 72V74L88 75V78H87V76H86V78H87V80H89V81H87L86 79H85V82H88V86H92V92H91V90H90V95L92 94H95V95H93V96H89V93H88V97H89V99L91 100V102H92V106L91 107H89V106H87L86 107V105L84 104L85 102H84V100H85V98L84 97H82L81 96V94H79L80 92H77V93H75V95L73 94V98H75V101H76V108H74L75 110H73L74 112H72V115H74V117L72 116V118H70V117H67V119L66 120H64V115H62V116H60V117H58V115L59 114H57V116H56V114H54V118L52 117V119H53V122H56V119H57V122L56 123H53V125H52V123H51V121H50V119H48L47 121H45V120H39V121H37L38 119H37V117H35L34 115V119L32 118V116H30V117H28L29 119L31 118V120H30V122L32 123V125L34 126H32V128H30L31 126H29V131H28V129L26 128V130L24 129L22 132L23 133H18V135L17 136H15V137H20L21 138V140H20V138L18 137L17 139L15 138L14 139V137H12L13 135H8L9 136V138H8V136H6L7 135V133L5 134V130H6V128L5 129H2V130H0V132H3V134H4V136H2L1 138H0V142L2 141V142H4V141H6L7 140V148H4V150L6 149V154H7V152H8V154H7V157L4 155V157L2 158H0V207L2 206V203L3 202H1V201H3L4 199H6L7 197L6 196H8L9 198H8V200L6 199V205H5V207L3 208V209H1L2 211L4 210L5 211V209H6V211H8V213L9 212H11V208L15 211V210H17L18 208H17V203L19 202V200H21V199H19L20 198V194H18L15 190H12V188L14 187L12 184H16V178H21L20 176H22V174H24V170L22 169V167H19V164H14V161H11V158H12V156H10L11 154H12V150L11 149H9L8 148V146L10 145H14V143H15V140H17V143H18V147H20L21 148V152L22 151H24L23 149H26V147H28V144H29V146L31 145V141L32 140H35L36 142H37V146L35 147V149H34V151H32L30 148L29 149H27V151L23 154V155H28L30 152H33V155L36 157L37 155L40 157V154H41V157H42V159H43V157H44V161H45V167H47V169L46 168H44L43 169V167L44 166H42V168H41V166H40V168L36 165V164H34V165H32V164H30V166L32 165L33 166V168L35 169L36 168V166L38 167V168H36L37 170L38 169H40V170H44V171H42L43 173H45L46 175L48 174V172L50 173V172H52V173H50L51 174V176H50V178H54V181L55 180H57V181H55V182H60V181H62L63 180V178H65V179H67V178H69V177H71V175L73 174V172L76 170L75 168H74V166H76L78 163H79V161L81 160V162L82 161H84V159H86L89 155H91V156H89L88 157V159H87V161L90 163L92 160V162L90 163L91 165H90V167H89V170L87 169L86 171H85V173L86 172H88L89 174H91V175H89L88 174V176H90V177H86L85 179H83V177L81 178V177H79L78 175H77V177L75 176V175H73L74 177H72V179L74 180H79V182H84V183H86L85 181H87L88 180V178H89V180H92V182H95L96 180V184L95 183H92L91 181V183L89 182V180H88V183H87V185L88 184H90V186H91V189H93L94 187H96L98 184H99V187H97V188H100V186H101V184L100 183H103L104 182V180L106 179V178H108V179H106L105 181H107L108 182V180H109V182H111L110 183V185H113V187L112 186H110V188L109 189H111V187H112V190L113 189H115L116 187H118L117 189H115L113 192L115 193H113L111 190H107V192H112L111 194H114V196L116 195H118L119 196V194H124V191H125V193H126V197H125V199L123 200V201H125L126 199H130L131 198V200H132V198H134L133 200H132V202L133 201H135L138 197V201H137V203L139 204V206H145L144 208L146 209V207H147V209L148 210H153V211H156V210H158V208H159V206H160V204H158L157 202L156 203H154L155 201H153V199L152 198H156V197H158V196H154L155 194H157V195H160L161 196V198L162 197H166V194L168 193V196L170 197H172V200H170L171 199V197H170V199H167V198H169L168 196H167V200L168 201H173L172 203L174 204V205H177V206H179L180 204L182 205V209L180 208V210H179V213H182L181 215L180 214H178L177 215V217L176 218H174L173 219V221L172 222H175V221H177L178 219V217L180 218L179 220L182 222V223H184V224H187V227L189 228V238H188V240H186V243H185V246H188L187 247V250L185 251V254H183L181 257H180V261L181 260H185V264H188L189 262H191L192 264H264V181H262L263 179H264V176H262L260 179H262V180H259V178H257V177H249V175L247 174V170L246 171H243L242 170V168H241V170L239 169V171H238V169L236 170V169H233L232 171H230V172H228L227 174H225V180H226V182H228V185L226 186V190H227V192H225L224 193V195L223 196H221L220 197V199L216 202L212 197L213 196H215V195H219L220 193H219V191L217 190V188L219 189V187L218 186H216L215 184H213L211 181V176H204L203 177V182H205L204 184L205 185H208V189L210 188V189H212L211 190V192H210V189L209 190H207V191H203L202 190V188L201 187H203L204 185L202 184L201 185V183L200 184H196V182H193V180H189V186H188V184L186 183H183V182H186L183 178H182V176H178L179 178H181L180 180L181 181H179L178 179V177L177 176H174V177H176V178H172V177H170L168 180H167V182H169L168 184L167 183H165L163 186H162V184H160V183H157V184H159V185H157L156 184V182H153V186L151 185L152 184V181L150 180V178H147L148 177V173L146 172V173H144L143 175H142V180H139V181H135V180H133L132 178H133V176L136 174V172L137 171H134L133 169L131 170V166L133 165V163H134V160H139L140 159V161H142L141 159H143L144 160V158H145V156H146V148H144V135H146V132H144V130L146 131V129H147V132L150 130V132H152V130L151 129H153V131H155L156 129H157V126H158V124H159V121H157V120H159L158 119V117H156L155 118V121H154V123H152V124H148L147 123V125L149 126V128H148V126H146V123L145 122H143V121H141L142 123H140V124H142V125H140L139 123L137 124V125H139L138 127H140V128H137L136 126L137 125H133V124H131L129 127H127V128H125V129H127V130H123L125 133H122L121 131V129L122 128H124V126L123 125H119L117 122V120H112V121H110V122H108L107 123V125L109 126V128L110 129H114V133L115 134H113V136L115 137V138H117V139H119L120 137H119V135L121 136V134H122V136H121V138L119 139V140H121V142H120V144L122 145V147H120V146H118L116 149H112V148H110V147H108V146H105V144H101L102 145V148H101V145L100 146H98L99 144V142L96 140V136H94V135H96V132H94V131H96L95 129H96V126H94V125H90L91 126V128H90V126H88V125H84L82 122H81V117L83 116V115H86V116H88V118H89V121H91V123L94 121V119L101 113V111L102 110H99V111H96L97 109L96 108H94V107H96L95 105H97V104H99V102H101V100L100 99H102V96L101 95H97L96 93H95V91H96V89H99V82H98V80H93V79H90L89 77L90 76H92L94 73H95ZM23 73H24V75H25V73H26V75L24 76L23 75ZM62 73H63V76H62ZM22 74V75H21ZM49 74V75H48ZM54 75V78H52V76ZM55 74H57L56 76H55ZM65 74V75H64ZM51 75V76H50ZM6 76V77H5ZM23 76V77H22ZM49 76L51 77L50 78V80H49ZM62 76V77H61ZM48 77V78H47ZM58 77V78H57ZM245 77H246V79H245ZM4 78H5V80H4ZM91 78H93V77H91ZM10 81H9V80ZM62 79V80H61ZM64 79V80H63ZM239 81H238V83L239 84H245V85H247L248 83H251L252 85H255V84H257L258 82H256V81H250V80H248L247 79V76H245V75H241L240 77H239ZM8 80V81H7ZM60 80H61V82H60ZM90 80H93V81H90ZM229 79H226V81H228ZM247 80V81H246ZM5 81H7V82H5ZM26 81V82H25ZM49 81H51V82H49ZM63 81V82H62ZM82 81V80H81ZM81 81H79L78 83H81ZM84 81V80H83ZM245 81V82H244ZM250 81V82H249ZM1 82H5L4 84L3 83H1ZM97 82H98V84H97ZM242 82V83H241ZM256 82V83H255ZM22 83V84H21ZM25 83H27V80L24 78V79H22L21 80V82H20V84H19V86L21 87L22 85H25ZM64 83V84H63ZM72 83V82H71ZM96 84L98 85V87H96ZM176 84V80H173L172 81V85L173 86H176L175 85ZM238 84V85H239ZM264 84V83H263ZM4 85V86H3ZM50 85V84H49ZM48 85V86H49ZM62 85H64V87H61ZM78 85H80V84H77V86ZM242 85V86H243ZM32 86V85H31ZM30 85H29V87H31ZM48 86H47V89H46V94L44 93V95H42V91H40V90H42L41 89V87H39V89L37 90V88L35 87V86H32V88H30V90L32 89V91L29 93V95L27 94V98H29V100L31 101H29L28 102V104L29 103H32V102H35V100H37L36 101V103H34V107H32L31 108V110H33V111H30V109H29V111H27V113H28V115H32L33 113L32 112H35V111H37V112H35L34 114L37 116V114H41V112H42V110L44 111H46V110H55V108H57L58 107V105L56 106V104H58V103H60V98H57L58 96H55V97H53V99H51V100H53V101H51V100H49V97H47L46 95H48V93L50 94L51 92L49 91V90H51L52 91V93L53 92H56V91H54V90H52L50 87V89H48ZM83 86V85H82ZM86 86H87V84H86ZM233 86H235V85H233ZM3 87V88H2ZM61 87V88H60ZM263 87H264V85H263ZM22 89H24V87H21ZM20 88V89H21ZM8 89H9V91H8ZM15 89V90H14ZM64 89H66V87L64 88ZM205 89H206V87H205ZM1 90H3V92H1ZM49 92H48V91ZM58 90V91H59ZM35 91V92H34ZM40 91V92H39ZM59 91V92H60ZM9 92L11 93V96L13 95V97H17L16 95H18L19 96V98L17 99L16 98V101L14 102V103H12L10 100L11 99H7V97H3L4 96V94L7 96L8 94H9ZM43 92H45L44 90H43ZM2 93V94H1ZM51 93V94H52ZM24 94V95H23ZM77 94V95H76ZM23 95V96H22ZM263 95H264V93H263ZM10 96V97H11ZM35 96V97H34ZM49 96V95H48ZM13 97H11V98H13ZM79 97V98H78ZM80 97H82V98H80ZM87 97V98H88ZM99 97V98H98ZM101 97V98H100ZM1 98H3V99H1ZM26 98V99H27ZM31 98H33V99H31ZM47 98V99H46ZM5 99V101L3 102L2 100H4ZM6 100H7V103H6ZM18 100V101H17ZM42 100V101H41ZM47 100H49V101H47ZM56 100V101H55ZM57 100H59L58 102H57ZM95 100V101H94ZM10 101V102H9ZM47 101V102H46ZM55 101V102H54ZM93 101H94V103H93ZM3 102V103H2ZM39 102V103H38ZM41 102V103H40ZM43 102H45V103H43ZM53 102V103H52ZM98 102V103H97ZM43 103V104H42ZM46 103H48V104H46ZM56 103V104H55ZM81 103H83L84 105L83 106H81L82 104ZM4 104L6 105V106H4ZM8 104H9V106H8ZM15 104V105H14ZM36 104H38V105H36ZM51 104V105H50ZM55 104V106H53ZM11 105V106H10ZM14 105V106H13ZM45 105H48V109H45L46 108V106ZM80 105V106H79ZM3 106V108L1 109V107ZM38 106V107H37ZM52 106H53V109H52ZM236 106V107H235ZM11 107V108H10ZM15 107V108H14ZM19 107H22L21 105L19 106ZM18 107V108H19ZM45 107V108H44ZM85 107V108H84ZM7 108H8V110H7ZM10 108V109H9ZM18 108H16V109H18ZM24 108V107H23ZM233 111H236V110H238V106L237 105H233ZM78 109V110H77ZM10 110V111H9ZM50 110V111H51ZM84 110V111H83ZM5 111L7 112L6 114H4L5 113ZM12 111V112H11ZM41 111V112H40ZM44 111V112H45ZM8 112H10L9 114H8ZM83 112V113H82ZM86 112H88V114H86ZM99 112V113H98ZM43 113V112H42ZM8 114V115H7ZM12 114V115H11ZM78 114H82L81 116L80 115H78ZM10 115V116H9ZM95 115V116H94ZM2 116H4V119L2 118ZM76 116V117H75ZM79 116V117H78ZM56 117H58V118H56ZM63 117V118H62ZM123 117V122H122V124L123 123H125L126 122V120L128 119V116L126 115H121L120 116V119ZM8 118V119H7ZM69 118H70V120L71 119H73V120H71L70 122H69ZM94 118V119H93ZM59 119H61V121L59 120ZM63 119V120H62ZM91 119V120H90ZM119 119V120H120ZM9 122H8V121ZM11 120V121H10ZM58 120H59V122H58ZM172 120H174V121H172ZM170 122L172 123V125L173 126H175V125H177V126H175L176 128H183V126H184V124L179 120H175V119H172ZM3 121H5L4 123H3ZM29 121V120H28ZM27 121V122H28ZM41 121V122H40ZM45 121V122H44ZM65 121H66V123H65ZM113 121H115V122H113ZM117 121V122H116ZM7 122V123H6ZM33 122H34V124H33ZM38 122V123H37ZM48 122V123H47ZM62 123V125L63 124H65V127L64 126H62V128H61V123ZM69 122V123H68ZM181 122V123H180ZM36 123V124H35ZM49 123H51V124H49ZM67 123H68V125H67ZM73 123H75V124H73ZM143 123H144V125H145V127H147L146 129H145V127L143 126ZM40 124V125H39ZM42 124V125H41ZM50 126H49V125ZM83 124V125H82ZM68 127H67V126ZM72 125V126H71ZM78 125V126H77ZM80 125V126H79ZM81 125L83 126V127H81ZM125 125V124H124ZM152 125V126H151ZM157 125V126H156ZM178 125L180 126V127H178ZM38 126V127H37ZM47 126V127H46ZM57 126V127H56ZM76 126V127H75ZM95 128H94V127ZM156 126V127H155ZM70 127H72V128H70ZM79 127H81L80 128V130L78 129ZM87 127H89V128H87ZM132 127H134V129L131 128ZM136 127V128H135ZM144 127V128H143ZM155 127V128H154ZM10 128V127H9ZM38 128V129H37ZM57 128H58V131H57ZM59 128H61V130L59 129ZM66 128H68V130H69V132H71V131H76V132H71V133H69L68 131L65 133V131L67 130ZM229 128V127H228ZM33 129H35V131L33 130ZM77 129V130H76ZM84 130V132L82 133V130ZM92 129H94V131L92 130ZM129 129H131L130 131H129ZM138 129V130H137ZM144 129V130H143ZM30 130L32 131L31 133H30ZM51 130V131H50ZM135 130V131H134ZM137 130V131H136ZM5 131V132H4ZM28 131V132H27ZM50 131V132H49ZM53 131V132H52ZM80 131H81V134H80ZM93 131V134L91 133ZM128 131H129V133L130 132H132V133H130V134H132V135H135V137L134 136H132V135H130L129 133H128ZM133 131H134V133H133ZM139 131H140V134H139ZM27 132V133H26ZM50 134H49V133ZM116 132H117V134H116ZM150 132H148L147 134H149ZM14 133V132H13ZM30 133V134H29ZM62 135H61V134ZM63 133H64V136H63ZM78 133V134H77ZM118 133H120L119 135H118ZM141 133H143L142 135H141ZM15 134V133H14ZM59 134L61 135L60 137H59ZM67 134V135H66ZM81 136H80V135ZM91 134V135H90ZM137 134V135H136ZM141 135V137L139 136V135ZM58 135V136H57ZM66 135V136H65ZM86 135H87V137H86ZM53 137V136H55V138L53 137V139L51 138V137ZM57 136V137H56ZM75 136V138H72V137H74ZM92 136V137H91ZM137 136V137H136ZM6 137V138H5ZM11 137L13 138V139H11ZM25 137H27V138H25ZM42 137V138H41ZM44 137V138H43ZM47 137V138H46ZM58 137H59V139H58ZM67 138V140H65L66 138ZM83 138V141H84V139H86V141L85 142H83L82 141V139L79 141V142H81L80 144H78V138ZM85 137V138H84ZM119 137V138H118ZM138 137H140V138H138ZM4 138V139H3ZM24 138V139H23ZM30 138H32L31 140H30ZM35 138V139H34ZM45 138H46V140H45ZM51 140H50V139ZM71 138V139H70ZM95 139V140H93V139ZM130 138V139H129ZM132 138H134V139H132ZM142 138H143V141H142ZM2 139V140H1ZM19 139V140H18ZM29 139V140H28ZM38 139H40V140H38ZM72 139H75V140H72ZM78 139V140H77ZM138 139V140H137ZM202 138H200V140H201ZM9 140H10V142H9ZM14 140V141H13ZM27 140H28V142H27ZM43 140V141H42ZM45 140V141H44ZM55 140H58V142H56ZM60 140V141H59ZM69 140V141H68ZM92 140V141H91ZM132 142H131V141ZM21 141H23V143H21ZM40 141H42V142H40ZM88 141V142H87ZM93 141H95V142H93ZM96 141H97V143H96ZM123 141H124V143H123ZM1 142V143H2ZM38 142H40V143H38ZM48 144H47V143ZM55 142V143H54ZM61 144H60V143ZM66 142H69V143H66ZM72 142V143H71ZM92 142V143H91ZM130 142H131V144H130ZM137 142V143H136ZM140 142V143H139ZM12 143V144H11ZM27 143V144H26ZM46 145H44V144ZM63 143V144H62ZM66 143V144H65ZM71 143V144H70ZM85 143V144H84ZM20 144V145H19ZM44 146H43V145ZM54 144H57V145H54ZM67 144H69V145H67ZM76 144H78L77 146H75ZM82 144V145H81ZM84 144V145H83ZM88 144V145H87ZM125 144V145H124ZM1 145V144H0ZM27 145V146H26ZM42 147H44V148H41V146ZM50 145V146H49ZM52 145V146H51ZM54 145V146H53ZM104 145V146H103ZM130 145V146H129ZM133 145H136V147H134ZM141 145V146H140ZM228 145H229V143H227L226 144V148H228ZM26 146V147H25ZM61 146V147H60ZM63 146V147H62ZM73 146H75V147H77L76 149L73 147ZM123 146H126V147H123ZM129 146V147H128ZM25 147V148H24ZM45 147H47L46 149H45ZM58 147V148H57ZM70 147H72V148H70ZM108 147V148H107ZM130 147H131V149H130ZM134 147V148H133ZM140 147H142V148H144V149H140ZM16 148H17V146H16ZM57 148V149H56ZM67 148H69V149H67ZM81 148V149H80ZM84 148V149H83ZM101 148V149H100ZM109 148L112 150H110V152H109ZM137 148V150H138V153H137V151L135 150ZM39 149H41L40 150V152L38 151ZM43 149V150H42ZM45 149V150H44ZM66 149V150H65ZM80 149V150H79ZM84 150V152H82L81 150ZM92 149V150H91ZM103 149H105V151H103ZM129 149V150H128ZM140 149V150H139ZM11 150V151H10ZM35 150H37V151H35ZM64 150H65V152H64ZM130 150H132V151H130ZM142 150H145V151H143L142 152ZM30 151V152H29ZM44 151V152H43ZM67 151V152H66ZM72 152V153H69V152ZM79 151H81V152H79ZM97 151V152H96ZM103 151V155H105V154H111L112 152L114 153V154H118V157L115 159V161L116 162H118V164H120L121 165V163H122V165H121V167L120 168H122L121 170H120V175L122 176V178H126V179H123V180H128V181H126V183H127V185L125 184V186L124 187H121V185H120V183L119 182H123V180L120 178V179H114L113 178V175L115 176V174L113 173H111L112 175H110V176H108V177H104V176H98L97 174H99V172H98V170H96V168L95 167H92V165H94V160L96 159V156L97 155H99L101 152ZM106 151H107V153H106ZM117 151V152H116ZM136 151V153H134L133 154V152H135ZM216 151H217V154L219 153V152H221V153H219V154H221V155H218V157L220 156V157H222V160H223V162L224 163H230L231 162V158H232V154H230V152L228 151V150H223V151H220L219 149H216ZM225 151V152H224ZM44 154H43V153ZM60 152V153H59ZM77 152V154L75 155V153ZM98 152H100V153H98ZM109 152V153H108ZM131 152H132V154H131ZM228 152V153H227ZM11 153V154H10ZM36 153V154H35ZM38 153V154H37ZM78 153H80L79 155H78ZM85 154L84 156H83V154ZM88 153V154H87ZM112 153V154H113ZM145 154V155H143V154ZM225 155H224V154ZM227 153V154H226ZM43 154V155H42ZM72 154V155H71ZM113 154V155H114ZM139 154V155H138ZM164 155H165V157L162 155V157H163V159H161V160H158V157H159V159L160 158H162L161 157V155H159V156H154L153 157V159L155 160V162H159V163H161L162 162V160L164 161V158H165V160H169L170 159V157H169V155L167 154V152H165V153H163ZM32 155V156H33ZM81 155H82V158H81ZM87 155V156H86ZM92 155H96L95 157L94 156H92ZM125 155V156H124ZM129 155H131V156H129ZM166 155L169 157H167L166 158ZM32 156H31V158H32ZM34 156H33V158H34ZM54 156V157H53ZM75 156V158H73ZM77 156V157H76ZM80 156V157H79ZM122 156H124V157H122ZM126 156H127V158H126ZM135 156V157H134ZM143 156V157H142ZM84 157H86V158H84ZM94 157V158H93ZM138 157V158H137ZM129 158H132L131 160L133 161H131ZM134 158V159H133ZM137 158V159H136ZM49 159V160H48ZM83 159V160H82ZM118 159H119V161H118ZM156 159H157V161H156ZM174 159V158H173ZM30 160V159H29ZM47 160V161H46ZM68 160H70V161H68ZM73 160H75V161H73ZM232 160H234L233 158H232ZM60 161H62L61 163H60ZM72 161V162H71ZM131 161V162H130ZM161 161V162H160ZM230 161V162H229ZM46 162H48V163H46ZM67 164V165H73L74 164V166L72 167V169H73V171H72V169L69 167V166H67L65 163ZM70 162V163H69ZM123 162H124V164H123ZM4 163H6V165L4 164ZM13 163V164H12ZM51 163H52V165H51ZM93 163V164H92ZM76 164V165H75ZM130 164H132L131 166H130ZM14 165V166H13ZM55 165V166H54ZM64 165H66L65 167H63ZM29 166V173H31V175H33V176H35L34 175V172H35V170L32 168L31 169V167ZM130 166V167H129ZM11 167V168H10ZM17 167V168H16ZM128 167H129V169H128ZM204 167V169H207L208 171H210V169L209 168H211L209 165L207 166V165H204L203 166ZM6 168H8L9 170H7ZM16 168V169H15ZM60 168H64V169H60ZM91 168V169H90ZM92 168H95L94 170L92 169ZM6 169V170H5ZM213 169V171L214 170H216L215 168H212ZM3 170V171H2ZM14 170V171H13ZM56 170H58V173H56ZM63 170V172L65 173L66 172V174L67 173H69V174H67V177H65L66 176V174H64L63 175V173L61 172ZM64 170H66V171H64ZM109 171H111L110 170V168L108 169ZM7 171V172H6ZM13 171V172H12ZM26 171V170H25ZM32 171V172H31ZM48 171V172H47ZM60 171V172H59ZM123 171V172H122ZM133 171V172H132ZM142 172H143V170H141ZM242 171V172H241ZM11 172V173H10ZM131 172V173H130ZM134 172H135V174H134ZM206 173H209V172H207V171H205ZM57 175H56V174ZM70 173H72L71 175H70ZM94 173H95V175H94ZM139 174H141V172H138ZM6 174V175H5ZM9 174V175H8ZM17 175V176H13V175ZM19 174V175H18ZM41 174V173H40ZM93 174V175H92ZM132 174H134L133 176H131ZM145 174H147V175H145ZM52 175H53V177H52ZM62 175V176H61ZM100 175V174H99ZM119 175V174H118ZM263 175H264V171H263ZM31 177V178H33L34 179V177ZM47 176H49V174L47 175ZM55 176V177H54ZM69 176V177H68ZM95 176V177H94ZM96 176H98V177H96ZM112 176V177H111ZM146 177V179H145V177ZM56 177H60V178H56ZM116 177V176H115ZM127 177H128V179H127ZM249 177V178H248ZM49 178V177H48ZM56 178V179H55ZM80 178V179H79ZM93 178V179H92ZM95 178V179H94ZM98 178V179H97ZM178 178V179H177ZM10 179V180H9ZM99 179H101V181L99 180ZM112 179V180H111ZM148 179L150 180V182H148ZM174 179V180H177V183L174 181L173 182V184H171L172 183V180ZM210 179V180H209ZM85 180V181H84ZM116 181V183H114L115 181ZM122 180V181H121ZM143 180H145V181H143ZM146 180H147V182H146ZM171 180V181H170ZM248 180V181H247ZM119 181V182H118ZM142 181V182H141ZM233 181V182H232ZM247 183H246V182ZM9 182V183H8ZM15 182V183H14ZM83 182H82V184H83ZM132 182V183H131ZM135 182V183H134ZM145 182V183H144ZM179 182V183H178ZM183 184H182V183ZM202 182V183H203ZM239 182V183H238ZM140 183H143V184H140ZM147 183V184H146ZM148 183H149V185H148ZM193 183V184H192ZM211 183V184H210ZM231 183V184H230ZM10 184V185H9ZM104 184V183H103ZM102 184V185H103ZM116 184V185H115ZM132 184V185H131ZM146 184V185H145ZM182 184V185H181ZM185 184V185H184ZM211 186H210V185ZM239 184V185H238ZM7 185V186H6ZM47 185V184H46ZM93 185H94V187H93ZM118 185H120V189L121 190H119V186ZM143 185H145V186H143ZM157 185V186H156ZM164 187V189L161 187ZM169 185V186H168ZM187 185V186H186ZM193 185H196V186H193ZM233 185H235V186H233ZM5 186V187H4ZM42 186H45V184L44 185H42ZM116 186V187H115ZM128 188H127V187ZM132 186V187H131ZM138 186H140L139 188H138ZM147 186V187H146ZM152 186V187H151ZM158 187L159 186V188H160V190H162V191H160L159 190V188H156V187ZM170 186L172 187V188H170ZM178 186H180L181 188H178ZM9 187V188H8ZM126 187V188H125ZM131 187V188H130ZM143 187V189H141ZM144 187H146L145 189H144ZM177 187V188H176ZM182 187L183 188H185V190H186V192H184L185 190H183L182 189ZM194 187V188H193ZM7 188V189H6ZM154 188H156V189H154ZM162 188V189H161ZM173 188H176V190L177 189H179V190H172ZM189 188L192 190H189ZM198 188H200L199 190H198ZM14 192H12L11 190ZM53 188H50V190L49 191H51ZM90 189V190H91ZM124 189H126V190H123ZM130 189V190H129ZM132 189L134 190V192L132 191ZM136 189H137V191H136ZM146 189H149V190H146ZM157 189H158V191H157ZM171 189V190H170ZM196 189V190H195ZM236 189V190H235ZM257 189V190H256ZM4 190V191H3ZM146 190V191H148V192H150L151 190H152V196L150 195H148V194H146V192L145 193H139L140 191L141 192H144V191ZM153 190H154V192H153ZM194 190V191H193ZM10 191V192H9ZM128 193H127V192ZM132 191V192H131ZM162 193V194H165V195H163L162 196V194L160 193V192ZM164 191V192H163ZM170 191L172 192L171 193V195H170ZM178 191H179V193H178ZM184 192L183 194H181L182 192ZM196 191H198L197 193H196ZM202 191V192H201ZM56 192V191H55ZM122 192V193H121ZM157 192V193H156ZM181 192V193H180ZM195 192V193H194ZM207 192V193H206ZM240 192V193H239ZM253 192H254V198L256 199V201H253L251 198H253V197H251L250 198V196L253 194ZM8 193H10V195L8 194ZM62 193H64L63 191H62ZM138 195H137V194ZM151 193V192H150ZM158 193H160V194H158ZM176 193H178L177 195H176ZM187 193V194H186ZM204 193H206L205 195H204ZM216 193V194H215ZM14 194H16V195H14ZM44 194H46V196L48 195L47 193H44ZM134 194V195H133ZM142 194L146 197L147 195H148V198L146 197V198H142L143 196H142ZM175 194V195H174ZM209 194L211 195L212 194V196H209ZM215 194V195H214ZM240 195L237 199H241V197H242V199H243V197H245L244 199H243V205L240 207L239 205H236L237 203H235L233 200H235L236 198V195ZM257 194V195H256ZM18 195H19V197H18ZM140 195V196H139ZM173 195H174V198H173ZM182 195V196H181ZM196 195V196H195ZM198 195V196H197ZM243 195V196H242ZM124 196H125V194H124ZM136 196H138V197H136ZM142 196V197H141ZM209 196V197H208ZM247 196V197H246ZM2 197V198H1ZM14 197V198H13ZM141 197V198H140ZM151 197V198H150ZM178 197V198H177ZM181 197V198H180ZM185 199H184V198ZM208 197V198H207ZM211 197V198H210ZM46 198H47V200H46ZM45 198V200L43 199L39 204H40V206L42 205V204H44V203H46V205H45V207L48 205V204H51L50 202H52V199H54V197L50 200V199H48V196ZM160 198V199H161ZM180 198V201H178V199ZM193 198V199H192ZM202 198V199H201ZM14 199V200H13ZM17 199V200H16ZM62 200H63V202L62 203H64L65 202V199L64 198H61ZM95 198H93V199H90V202L92 203H95L94 205H93V203L91 204L90 203V208H89V210L90 209H93L94 208V206L95 207H97V205L99 204L100 205V207L102 206L103 208H105V207H109L110 205L109 204H113V203H108V205H106V204H104L103 202L101 203V201H99V202H97V200H94ZM183 199L185 200V202L183 201ZM208 199H212L211 201H212V203L208 200ZM228 199V200H227ZM259 199V200H258ZM91 200H93V201H91ZM122 200V199H121ZM119 201V202H123V201ZM143 200H145V202L143 201ZM149 200H151L152 201V203H154V204H152L151 203V201L149 202ZM178 202H177V201ZM199 200V201H198ZM258 200V201H257ZM9 202V204H8V202ZM97 202V205H96V202ZM144 202V203H141V202ZM147 201V202H146ZM213 201H215V202H213ZM246 201V202H245ZM58 201H56V206H55V208L57 207V208H60V207H58L59 205H61L62 206V203H61V200L57 203ZM111 202V201H110ZM174 202H176V203H174ZM183 202V203H182ZM233 202H234V204H233ZM261 202V203H260ZM48 203V204H47ZM146 203H148V204H146ZM166 203H168V202H164V206L166 207V208H168L167 207V204ZM171 203V204H172ZM38 204V205H39ZM103 204V205H102ZM141 204H144V205H141ZM157 206H156V205ZM166 204V205H165ZM173 204L171 205V206H173ZM195 204V205H194ZM213 204V205H212ZM228 204V205H227ZM37 205V204H36ZM35 205V203H34V206H36ZM76 205V204H75ZM75 205L73 206V207H75ZM99 205H98V207H99ZM106 205V206H105ZM154 205V206H153ZM159 205V206H158ZM185 205V206H184ZM222 205V206H221ZM6 206H7V208H6ZM49 206V205H48ZM91 206H93V207H91ZM126 206L127 205H125V208H126ZM152 206H153V208H152ZM8 207H9V209H8ZM41 207H44V205L43 206H41ZM129 206H127V208H128ZM151 207V208H150ZM158 207V208H157ZM72 207H70V208H67V209H65L64 210V208H62L63 210L62 211H64V212H62L61 210L59 211V212H55L54 210L55 209H52V213H48L47 214V216H46V220H45V222H46V225L47 224H49V225H45L44 226V222H42L41 224H39L41 227H43L44 229H42L43 230V232H44V235L46 236V233L45 232H47V234H49V229L48 228H50V229H52L53 228V230H51L50 231V236H52L53 237V235L57 238V239H60L61 241H66L67 240V237H64V234H63V232H65L66 230H68V229H64V230H62L64 227H66V226H68V227H70V225H73L74 223H75V220H76V223H77V221H78V223L79 224H77V225H79V226H82L81 224L82 223H84L83 221L84 220H82V219H84L86 216H87V214L89 213H87L86 214V210H85V212H83V208H82V210H81V208H80V210H77V211H75V213L77 212L78 214L76 215L75 213V218L73 219L74 221L73 222H69V221H65V220H67V218L68 219H72L71 218V216H70V218H69V214H67V215H65L66 213H65V211L67 210V212L71 209ZM123 208H124V206H123ZM123 208H122V210H123ZM124 208V209H125ZM138 207H136V209H137ZM154 208H155V210H154ZM157 208V209H156ZM8 209V210H7ZM146 209V210H147ZM12 210V211H13ZM72 210V209H71ZM107 209H105V212L107 213L106 215H108V216H110L111 215V213L112 212H110V210L108 211H106ZM147 210V211H148ZM54 211V212H53ZM80 212V215H79V212ZM146 211V212H147ZM183 211V212H182ZM1 212V211H0ZM62 212V213H61ZM82 212V213H81ZM109 212H110V214H109ZM121 212V213H120ZM119 213L117 212L116 213V215H114L113 217H109L108 219H107V221H109V223L110 224H112L113 222H115V218H118L117 216L119 215V214H122L123 213V211H120ZM160 212H162L161 210H160ZM160 212H159V214H160ZM59 213V214H58ZM64 213V214H63ZM22 214V213H21ZM56 214H58L59 216L61 215L62 217H65V219L64 218H61L60 220V222H58V223H61V224H63V222L65 223V225L63 226H61V228H58V227H55L54 226V223L53 222H51V221H54V222H56L57 220H59V219H56L55 217H57L58 218V216L56 215ZM73 214V215H74ZM81 214H83L84 216H82ZM210 214V215H209ZM52 216V217H50V216ZM81 216V217H79V216ZM125 215H127V214H125ZM128 216V215H127ZM127 216H125V217H127ZM74 217V216H73ZM83 217V218H82ZM81 218V219H80ZM64 219V220H63ZM177 219V220H176ZM49 220V222H47ZM125 220V219H124ZM106 221V222H107ZM127 221H129V220H127ZM127 221H124L123 223H119V224H117V225H114V227H110V229H108V227H105L104 229L102 228V231L101 230H99L98 232H97V230H95L97 227L96 226H99V225H97L98 223H94V224H92L91 226V228L92 229H90V232H89V235H91V236H93L94 237V239L95 240H93V241H95V242H97L98 243V248H99V250H98V248H95L94 247V245L92 244V242L93 241H91V242H89V250L86 252V254L89 252V254H87V258L89 259L88 261H89V263L91 264V262H92V264H119V260L123 257L122 255L120 256V251L123 249V247H125V246H121L120 247V245L119 244H121V243H124L123 241L124 240H122L123 238H125V237H128V239H127V241L126 242H128V241H130L132 238H130L131 236H133V235H135L134 233L132 234V235H130V234H128L127 235V233H130L128 230H127V228H123L122 227V225L124 224V223H126ZM67 222L69 223L68 225H67ZM133 222H135V221H133ZM171 222V223H172ZM53 223V224H52ZM72 223V224H71ZM76 223H75V225H76ZM86 223V222H85ZM174 224V223H173ZM29 225H31V224H29ZM75 225H73V227L75 226ZM85 225V224H84ZM195 225V226H194ZM7 226V225H6ZM124 226V225H123ZM45 227H46V229H45ZM86 227V225L83 227H79L80 229H79V231L77 230H74V232H75V235L73 234L70 238H68L69 239V241L67 242V244L69 245L70 243H73V242H75V240L77 239L78 240V237H79V239H81V238H85V237H88L87 235H86V229H87V227ZM7 228H9L10 229V227H7ZM56 228V229H55ZM82 228H83V230H85V231H83L82 230ZM119 230H118V229ZM121 228H123V229H121ZM47 229H48V231H47ZM56 230V231H55ZM59 230V231H58ZM11 231V230H10ZM53 231V232H52ZM60 231H62V233H59ZM82 233H84L85 232V234H82ZM95 231L97 232V233H95ZM115 231V232H114ZM55 232H58V233H55ZM77 232H80V234L82 235H80L79 233H77ZM101 234H100V233ZM117 232H118V234H117ZM57 234V235H55V234ZM76 233L78 234V235H76ZM193 233V234H192ZM61 234H63V235H61ZM96 234V235H95ZM97 234L99 235V236H97ZM61 235V236H60ZM80 235V236H79ZM83 235H85V236H83ZM95 235V236H94ZM74 236V237H73ZM97 236V237H96ZM43 237V236H42ZM64 237V238H63ZM134 237V236H133ZM96 238H98L99 239V241H98V239H96ZM122 238V239H121ZM38 239L39 238H37L36 240L38 241ZM63 239V240H62ZM130 239V240H129ZM143 239H145V237H142V238H140V239H138L137 241H132V243H130V244H127L128 246L127 247H130L129 249H134V248H136L137 246H138V244H140L141 242H144V241H141V240H143ZM35 240V243H37V241ZM122 240V241H121ZM71 241V242H70ZM94 242V243H95ZM100 243V244H99ZM118 243V244H117ZM90 244H91V246H90ZM71 246V245H70ZM100 246V247H99ZM118 246H119V248H118ZM93 248H95V249H93ZM92 250H93V252H92ZM119 250V251H118ZM91 252V253H90ZM103 252V253H102ZM101 253V254H100ZM103 254V255H102ZM118 254V255H117ZM100 255V256H99ZM89 256V257H88ZM185 259H184V258ZM43 258V256H41V259ZM94 258V259H93ZM154 258H156L157 259V257H154ZM162 258H164V257H162ZM187 258V259H186ZM194 258V259H193ZM144 260H141L142 262H145L146 260V257H144L143 258ZM116 260V261H115ZM158 260H159V258H158ZM165 260V259H164ZM194 260V261H193ZM118 261V262H117ZM140 261V262H141ZM102 262H104V263H102ZM150 261H148L147 263L148 264H151V263H149ZM152 262V261H151ZM33 263V262H32ZM159 263H161V262H159ZM162 263H164V262H162ZM161 263V264H162ZM191 263H189V264H191ZM165 264V263H164Z\"/></svg>",
  "mask_w": 264,
  "mask_h": 264
}]
</instances>
